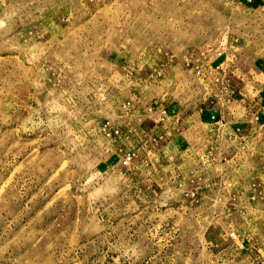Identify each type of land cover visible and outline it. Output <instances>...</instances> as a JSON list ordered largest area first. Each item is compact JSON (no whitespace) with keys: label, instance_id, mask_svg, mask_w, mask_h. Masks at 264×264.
I'll return each instance as SVG.
<instances>
[{"label":"rangeland","instance_id":"obj_1","mask_svg":"<svg viewBox=\"0 0 264 264\" xmlns=\"http://www.w3.org/2000/svg\"><path fill=\"white\" fill-rule=\"evenodd\" d=\"M0 264H264V0H0Z\"/></svg>","mask_w":264,"mask_h":264},{"label":"crops","instance_id":"obj_2","mask_svg":"<svg viewBox=\"0 0 264 264\" xmlns=\"http://www.w3.org/2000/svg\"><path fill=\"white\" fill-rule=\"evenodd\" d=\"M208 112V115H209V112L210 111H207ZM226 114H222V113H220V114H217L216 116H211V117H209V119H215V117H218V119H223L224 118V116H225ZM227 116V115H226ZM236 117V116H235ZM232 118H234L233 116H232ZM158 132H161V130L159 129L158 131H157V134H158Z\"/></svg>","mask_w":264,"mask_h":264},{"label":"built area","instance_id":"obj_3","mask_svg":"<svg viewBox=\"0 0 264 264\" xmlns=\"http://www.w3.org/2000/svg\"><path fill=\"white\" fill-rule=\"evenodd\" d=\"M130 159V156L127 158V160H129Z\"/></svg>","mask_w":264,"mask_h":264}]
</instances>
